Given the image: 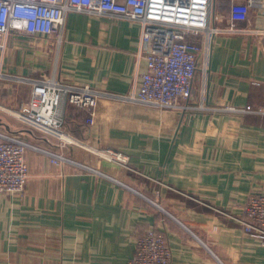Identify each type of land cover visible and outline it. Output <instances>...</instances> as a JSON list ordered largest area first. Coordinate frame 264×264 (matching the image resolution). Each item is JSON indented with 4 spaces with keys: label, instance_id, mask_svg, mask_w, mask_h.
I'll list each match as a JSON object with an SVG mask.
<instances>
[{
    "label": "crops",
    "instance_id": "obj_1",
    "mask_svg": "<svg viewBox=\"0 0 264 264\" xmlns=\"http://www.w3.org/2000/svg\"><path fill=\"white\" fill-rule=\"evenodd\" d=\"M221 13L223 24L225 6ZM249 27L264 30V7L250 9ZM139 34L135 20L70 11L60 44L53 35L6 36L0 106L17 109L30 80L50 76L99 96L92 122L64 106L78 143L63 146L0 115V133L36 147L26 149L25 199L0 194V264H127L150 226L164 234L170 264H264V245L235 219L250 194L264 193V34L221 39L212 60L210 81L223 86L216 106L242 113L118 98L137 88L145 65ZM42 150L66 159L54 164ZM101 150L124 154L125 165Z\"/></svg>",
    "mask_w": 264,
    "mask_h": 264
},
{
    "label": "built area",
    "instance_id": "obj_2",
    "mask_svg": "<svg viewBox=\"0 0 264 264\" xmlns=\"http://www.w3.org/2000/svg\"><path fill=\"white\" fill-rule=\"evenodd\" d=\"M224 6L227 20L221 24ZM263 7L264 0H0V79L6 77L2 64L5 39L10 32L53 35L60 44L68 12L106 14L139 23L137 55L145 58L137 88L118 98L156 108L196 107L242 113L245 108L216 106L221 103L223 86L210 81L214 72L212 60L216 49L221 52V39L264 34V30L249 27L250 9ZM195 82L201 101L192 106L187 101ZM30 84L28 98L17 109H0L62 146L78 143L65 128L64 106L86 111V121L92 122L98 91L87 84L61 82L54 76L32 79ZM28 147L36 149L22 139L0 133V194L25 199ZM44 152L54 164L66 159L61 153ZM100 154L122 165L127 161L120 152L101 150ZM241 216L235 219L244 232L264 245V193L250 194L242 205ZM171 256L164 234L150 226L136 237L127 264H170Z\"/></svg>",
    "mask_w": 264,
    "mask_h": 264
},
{
    "label": "rangeland",
    "instance_id": "obj_3",
    "mask_svg": "<svg viewBox=\"0 0 264 264\" xmlns=\"http://www.w3.org/2000/svg\"><path fill=\"white\" fill-rule=\"evenodd\" d=\"M0 115H2L3 117H12V115H10L9 113H7L6 111L2 109H0Z\"/></svg>",
    "mask_w": 264,
    "mask_h": 264
}]
</instances>
